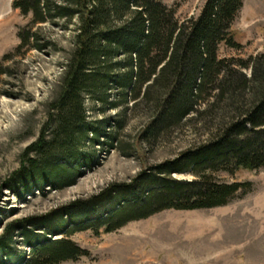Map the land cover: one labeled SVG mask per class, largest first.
Returning <instances> with one entry per match:
<instances>
[{
  "label": "trees",
  "instance_id": "trees-1",
  "mask_svg": "<svg viewBox=\"0 0 264 264\" xmlns=\"http://www.w3.org/2000/svg\"><path fill=\"white\" fill-rule=\"evenodd\" d=\"M244 2L206 0L198 16L180 21L178 9L162 0H13V8L30 21L19 32V45L3 56L0 75L9 70L4 62L31 47L56 45L42 42L43 25L74 27L59 86L47 103L46 124L15 174L24 193L33 185L68 183L81 163L90 162L79 152L89 134L93 141L101 133L111 136L89 122L90 102L142 106L149 114L143 139L150 144L183 127L188 117L213 123L205 142L140 173L133 183L114 184L86 204L77 202L39 222L35 217L19 221L31 247L22 264H62L89 256L72 239L77 231L110 233L164 210L227 206L252 191L251 181L225 183L217 177L264 169V53L248 59L219 53L222 45L242 49L234 24ZM114 89L119 98L113 102ZM184 173L192 178L173 176ZM0 248L9 247L1 242Z\"/></svg>",
  "mask_w": 264,
  "mask_h": 264
},
{
  "label": "rangeland",
  "instance_id": "rangeland-1",
  "mask_svg": "<svg viewBox=\"0 0 264 264\" xmlns=\"http://www.w3.org/2000/svg\"><path fill=\"white\" fill-rule=\"evenodd\" d=\"M162 1L178 9L180 21L198 16L206 2ZM12 3L0 0V64L3 56L19 45V32L30 21ZM235 21L236 40L242 49L222 45L220 57L248 59L264 53V0H245ZM73 28L65 31L45 24L40 28L42 42L52 40L55 46L31 47L24 56L3 63L9 70L0 75V246L5 242L9 248L0 250V264H22L31 253L20 233L19 221L35 217L39 222L77 202L86 204L114 184H131L140 173L205 142L208 126L213 124L210 119L201 123L194 116L188 117L183 127L150 144L143 139L149 114L142 106L133 109V102H129L108 108L90 102L89 122L111 136L101 133L99 141H93L89 134L90 139L79 147V152L83 160L90 158V162L81 163L76 177L68 183H46L42 188L33 185L29 193H24L19 187L20 176L15 174L22 166L24 151L46 124L47 103L59 86ZM247 73L250 75V70ZM118 92L111 91V101L118 100ZM173 176L192 178L185 173ZM217 177L225 183L251 181L252 191L227 206L200 211L164 210L110 233L103 228L98 232L77 231L72 239L90 255L62 264H264V169H239L234 175L219 172ZM25 225L32 228L29 223ZM37 228L33 227L34 231H39Z\"/></svg>",
  "mask_w": 264,
  "mask_h": 264
}]
</instances>
